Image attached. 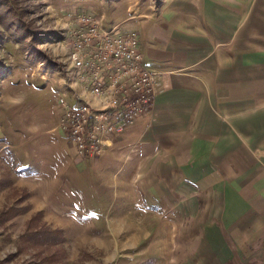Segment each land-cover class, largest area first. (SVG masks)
Instances as JSON below:
<instances>
[{"label": "crops", "instance_id": "1", "mask_svg": "<svg viewBox=\"0 0 264 264\" xmlns=\"http://www.w3.org/2000/svg\"><path fill=\"white\" fill-rule=\"evenodd\" d=\"M113 1L161 88L100 156L63 162L100 202L137 203L126 225L190 243L189 264H264V0Z\"/></svg>", "mask_w": 264, "mask_h": 264}, {"label": "rangeland", "instance_id": "2", "mask_svg": "<svg viewBox=\"0 0 264 264\" xmlns=\"http://www.w3.org/2000/svg\"><path fill=\"white\" fill-rule=\"evenodd\" d=\"M111 2L0 0V62L8 73L0 78V264H48L40 258L51 253L62 259L54 264H189L182 255L185 249L190 254V243L175 241L163 226L149 233L143 225H126V217L132 224L131 218L140 213L138 204L122 209L100 202L99 192L88 185L90 170H69L63 162L66 154H76L57 129L67 54L64 33L76 22L68 11L103 14L109 27L125 16L109 9ZM19 20L37 31L36 47L57 66L27 59L12 35L22 29L6 27ZM37 212L41 215L35 228L60 230L61 241L38 247L25 242L22 235L33 230L27 222Z\"/></svg>", "mask_w": 264, "mask_h": 264}, {"label": "built area", "instance_id": "3", "mask_svg": "<svg viewBox=\"0 0 264 264\" xmlns=\"http://www.w3.org/2000/svg\"><path fill=\"white\" fill-rule=\"evenodd\" d=\"M68 16L76 22L64 33L58 128L77 156L92 160L112 135L151 113L161 73L145 64L136 30L107 27L102 15L90 12L69 10Z\"/></svg>", "mask_w": 264, "mask_h": 264}, {"label": "trees", "instance_id": "4", "mask_svg": "<svg viewBox=\"0 0 264 264\" xmlns=\"http://www.w3.org/2000/svg\"><path fill=\"white\" fill-rule=\"evenodd\" d=\"M157 3L159 0H156ZM12 25L18 26L21 31L17 30L16 33H12L14 39L17 43L21 44V48L26 53V57L31 62H43L46 66L53 69L55 66H57L58 63L52 61L49 57H47L46 54H44L39 48L35 45V38L37 37L38 33L35 31V29L27 24L26 22H22L19 20V22H8L6 27L9 28ZM17 27V28H18ZM19 31V32H18ZM8 73L4 71V67L2 66L0 62V78L3 79L5 76H7ZM41 213L37 212L35 215H33L27 222V229L30 230L33 228L31 232L25 233L22 236L25 237L27 240L25 242L32 244L35 247H38L40 245L48 243V245H51L53 242L56 243V240H62L61 238V231L55 230V231H49V230H42L36 229V225H33L35 220L39 221ZM22 237V238H23ZM57 241V242H60ZM41 260L47 262L48 264H54V263H60L61 258H58L54 253H51L47 256L42 255L40 258Z\"/></svg>", "mask_w": 264, "mask_h": 264}]
</instances>
